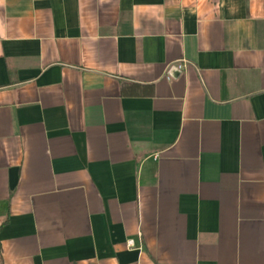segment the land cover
Segmentation results:
<instances>
[{"label":"crops","instance_id":"obj_1","mask_svg":"<svg viewBox=\"0 0 264 264\" xmlns=\"http://www.w3.org/2000/svg\"><path fill=\"white\" fill-rule=\"evenodd\" d=\"M0 264H264V0H0Z\"/></svg>","mask_w":264,"mask_h":264},{"label":"built area","instance_id":"obj_2","mask_svg":"<svg viewBox=\"0 0 264 264\" xmlns=\"http://www.w3.org/2000/svg\"><path fill=\"white\" fill-rule=\"evenodd\" d=\"M185 66H186V63L185 62H178V63H174V64L170 65L169 68H168V75H167L168 78L169 79L172 78L170 72H171V70L173 68H177L178 70L182 71L185 68ZM128 245L130 247H134L135 246L133 239H129L128 240Z\"/></svg>","mask_w":264,"mask_h":264},{"label":"water","instance_id":"obj_3","mask_svg":"<svg viewBox=\"0 0 264 264\" xmlns=\"http://www.w3.org/2000/svg\"><path fill=\"white\" fill-rule=\"evenodd\" d=\"M181 71L180 70H178L177 68H173L172 70H171V72H170V74L171 75H174V74H179Z\"/></svg>","mask_w":264,"mask_h":264}]
</instances>
